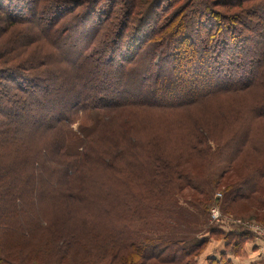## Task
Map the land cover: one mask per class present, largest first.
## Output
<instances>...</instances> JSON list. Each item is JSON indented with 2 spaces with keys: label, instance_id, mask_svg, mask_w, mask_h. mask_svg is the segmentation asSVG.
I'll use <instances>...</instances> for the list:
<instances>
[{
  "label": "trees",
  "instance_id": "trees-1",
  "mask_svg": "<svg viewBox=\"0 0 264 264\" xmlns=\"http://www.w3.org/2000/svg\"><path fill=\"white\" fill-rule=\"evenodd\" d=\"M222 1L0 0V264L41 231L40 264H196L212 237L208 264L240 255L243 228L197 234L219 186L226 213L264 224V0L227 16ZM40 40L58 56L47 78L29 72L44 52L22 50ZM234 90L255 94L227 130L166 132L165 112H215Z\"/></svg>",
  "mask_w": 264,
  "mask_h": 264
},
{
  "label": "rangeland",
  "instance_id": "rangeland-1",
  "mask_svg": "<svg viewBox=\"0 0 264 264\" xmlns=\"http://www.w3.org/2000/svg\"><path fill=\"white\" fill-rule=\"evenodd\" d=\"M25 1H29V0H25ZM107 1H109V0H99V4L103 2L102 6L100 7V10L101 9L102 10H109V8L107 7ZM239 2H240V0H223L221 3H219V7H217L214 11L221 12L222 14L225 13V15L227 16V14H230L228 12V10H232V11L237 12V10L240 9L239 7L241 6V3L239 4ZM42 4L39 3L38 7H40ZM164 4H165V2L163 1L162 6ZM225 4H230L229 6L231 8L223 7V5H225ZM251 4L252 3L246 1V2L242 3V6H248L249 7V5H251ZM116 6H119V5L116 4ZM251 6H253V4ZM256 9L254 8L253 10H256ZM259 10L261 11L263 9H259ZM216 15L217 14H215V16ZM258 16L264 17L262 14H258ZM210 20L214 24V23L218 22L219 19L217 20L215 17H213V19H210ZM226 21H221V23L224 24V25H222V27L225 26L226 24L230 25V21L229 20H226ZM0 25H3V23L0 22ZM217 28H218V26L215 29L216 31L212 30V33H214V31H215V33L220 31L219 33H223L226 36H233L232 35L233 33H230V29H228V28L225 29L223 27L224 29H221V30L218 29L219 31H217ZM234 28H235V26H234ZM71 34H72V32H69V35H71ZM201 36L203 37V34ZM1 37L2 36L0 34V42L2 40H5V38H6L5 36L2 38ZM242 38L245 40L247 39V37H245V35H242ZM232 40H233V38H232ZM37 44H40L42 46L43 50L38 49L35 51L34 50L35 45L30 46L29 43L25 48H22V50L24 51V53L29 54V55H32L33 53H36V52H39V53L44 52L43 58H41L37 62H35V66H38L37 69H33V68L31 70L29 69V72H31L30 74L36 72L35 74H39V76H43V78H47L49 76H52V74L49 75V73L47 71L49 63H48V61H44V62H46V64L45 63L43 64L42 61L44 58L49 57L53 60L54 63H56V61H57L56 58L58 56H57L56 52L54 54L51 51L48 44L45 43L44 41L40 40L39 43H37ZM199 46L203 47L205 45H203V43L198 44L197 49L201 48ZM192 48L196 49L195 47H192ZM237 77H238L237 73H234L231 76V80H229L231 82V84H233L232 82L237 80ZM108 80L109 81L110 80L111 81H117L118 83L123 81L120 79H116L115 76H113V75H110V77H107V81ZM220 81H222V80H220ZM235 83H236L237 87H239L238 86L239 84H237V82H235ZM202 84L203 83H200L198 88H200L202 86L208 87V85H210L211 83H210V81L207 80L206 82H204L203 85ZM159 86L161 87V83ZM168 87L169 86L167 85L165 88H168ZM170 88H172V87H170ZM232 92H233V94H230L227 96L225 95L224 97L220 98V101H218V103H222L223 106H222V108L220 107V110L217 107V110L215 112H213L211 110V108H209V107H200V106L194 107V108L191 107L190 109H186V110L180 111V112H176L178 110H174V111L171 110V111L165 112V116L169 118L165 122L166 132L172 133V136H174L175 138H180L181 133L185 134L186 131H188V134L194 133L195 128H196V126H195L196 124L199 125L204 130V132H206V130H207V127H205L206 122H208V123L212 122L214 125H217L219 127L223 126V128L225 130H227V128H229L230 126L235 124V123H233L234 122L233 117H232L233 113L236 111H242V110L246 109V107H250L253 103V100H252L254 97L253 94H255V93H252L251 91H247V92L242 93L241 91L234 90ZM146 96L147 95H145V97ZM239 104H241V105H239ZM58 106L59 105L56 104V108H58ZM4 107H5V105H4ZM63 110H64V108H61V110L58 109L57 111H58V113H60ZM151 115L155 116L157 114H150L149 116H151ZM216 115L221 116L222 119L217 118ZM205 116H208V119H206V122H205ZM38 118H39V115L36 116L35 118H33V120L38 119ZM79 124H81V122L79 120L74 122L71 126L72 130L76 131L77 129H79ZM186 128H188V130H186ZM252 137L254 140V138L257 137V135H252ZM184 139H182L180 142H182ZM208 144H209L210 149L214 150L215 145L211 141H208ZM174 146H177V145H174ZM250 157L256 158L254 155H250ZM241 159H243V157L242 158L240 157L239 161H236L235 166H238V165L240 166ZM220 170L221 169L218 168L216 174H218L220 172ZM213 173H214V171H213ZM222 188H223V186H219V188H216L215 191L213 192V195H212L213 200L211 202H209L208 209H207V218H206L207 223H206V225L203 226L202 231L197 234V237L198 238L207 237L208 234L206 233V230L209 229V227L212 229H216L221 233L222 232L226 233V232H229V231H232L235 229L243 228V229L247 230V232L249 233V236H250L249 240H258L259 239L262 242H264V224L263 223H259L255 220L248 219L246 216L244 218H242V217L235 216L233 214L225 212V209L223 208V202H222V200H223V196H222V192H221ZM179 203L184 206V203H182V201H179ZM44 207H42V208L36 207V208H38L39 210H42V209H44ZM185 208L191 210L192 213H195V214L197 213L193 208H191V207L189 208L187 205H185ZM214 214H217V215L213 216ZM201 222H204V219H201ZM43 224H44V222L42 221L41 223H39L37 225L39 227H42V226H44ZM35 226L36 225H33L31 227L32 232H34ZM44 233H46V232L41 231L38 235L35 236L34 239L26 241L23 244V246H20L21 247L20 249H18L19 247L14 249L13 252L14 253L16 252V256H17V261L15 262V264H32V262H35L36 264H38V263L40 264L42 262V261H40V256L43 254L42 251L45 250V247H43V246L41 247V245H36V243L39 241L40 237H44L47 235ZM217 238H219V237H217ZM210 241H218V240H216L215 237H212L211 239H209V241L206 242L204 250L207 248L208 243ZM3 244L6 247H10L12 245V240L7 237L3 240ZM97 253H99V249H96V247H94L93 250L90 252V254H97ZM69 254L73 260H74V258H76L78 256L77 252H73V253L69 252ZM47 258L48 257L44 254L43 259L46 260ZM66 259L68 260L69 256L66 255Z\"/></svg>",
  "mask_w": 264,
  "mask_h": 264
},
{
  "label": "crops",
  "instance_id": "crops-1",
  "mask_svg": "<svg viewBox=\"0 0 264 264\" xmlns=\"http://www.w3.org/2000/svg\"><path fill=\"white\" fill-rule=\"evenodd\" d=\"M224 251L223 241H210L207 248L196 260V264H208V259L217 258ZM227 259L232 264H264V242L261 240H249L241 249L240 255H228Z\"/></svg>",
  "mask_w": 264,
  "mask_h": 264
},
{
  "label": "built area",
  "instance_id": "built-area-1",
  "mask_svg": "<svg viewBox=\"0 0 264 264\" xmlns=\"http://www.w3.org/2000/svg\"><path fill=\"white\" fill-rule=\"evenodd\" d=\"M217 214H214L213 216H216ZM215 218V217H214Z\"/></svg>",
  "mask_w": 264,
  "mask_h": 264
}]
</instances>
